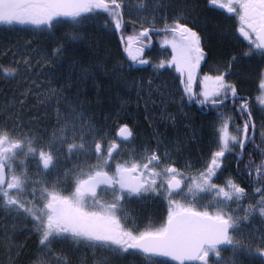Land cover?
I'll return each instance as SVG.
<instances>
[{
  "label": "snow or ice",
  "instance_id": "1",
  "mask_svg": "<svg viewBox=\"0 0 264 264\" xmlns=\"http://www.w3.org/2000/svg\"><path fill=\"white\" fill-rule=\"evenodd\" d=\"M148 3L150 0L141 9ZM208 4L237 19V31L247 42L244 55L259 57L264 63V0H208ZM121 8L117 0H0V23L51 31L65 23L75 28L84 19L103 18L105 26H114L121 35L123 51L132 62L127 68L120 67L121 72L139 71L134 64H151L143 55L146 44L151 43V32H162V42L171 51L152 65L153 71L175 69L182 101L187 98L190 103L220 109L231 100L240 122L217 112L215 150L201 168L193 169L189 164L182 170L158 147L144 149L139 155L124 153L121 144L133 137L128 124H119L110 135L104 126L85 119L71 102V118L63 119L50 135L25 131L20 122L4 118L0 120V209L30 221L29 231L38 237L42 251L54 258V264H68L57 256L54 246L69 241L106 250L118 259L165 256L177 264H231L221 256L223 250L231 249L234 256L243 252L254 264L257 259L258 264H264V236L253 249L255 238L244 237L242 228L256 216L264 222V130L257 143L250 106L253 98L238 94L236 85L227 79L230 67L217 70L215 75H199L206 56L200 34L187 23L176 19L169 24L165 20L163 28L157 30L144 27L155 23V18L143 17L130 20L141 27L124 35L128 25ZM76 39L73 35L70 42ZM64 52L63 44L52 48L43 63H52ZM14 63L15 67L0 65V78L15 80L20 76V61ZM23 63V71L29 72L30 60L25 58ZM258 79L259 94L254 100L264 112V70ZM194 83L198 92L193 90ZM48 91L57 96L56 89ZM248 145L252 146L246 153L249 159L241 169ZM237 147L239 151H233ZM254 151L259 162L252 159ZM228 154L237 160L242 182L253 189L251 195L256 199L252 205L243 204L248 197L246 187L232 176L221 181ZM69 161L72 166L65 167ZM148 196L159 197L166 205V215L158 223L150 218H130L125 210L127 201ZM241 210L242 216L238 214ZM97 264L108 262L101 259Z\"/></svg>",
  "mask_w": 264,
  "mask_h": 264
},
{
  "label": "rangeland",
  "instance_id": "2",
  "mask_svg": "<svg viewBox=\"0 0 264 264\" xmlns=\"http://www.w3.org/2000/svg\"><path fill=\"white\" fill-rule=\"evenodd\" d=\"M119 2L125 6L127 16L131 17L132 20L143 17H146L148 20L155 18V23L159 22L158 16L165 14L168 9H170L169 6H171L169 0H150L148 7L142 10L141 5L145 3L146 0H119ZM182 17L183 15L178 16V18ZM22 32L27 31L22 30ZM34 49L35 47H32V53H27L26 55L23 52L24 49H16L15 57L8 65L15 67V63L13 64V62L20 61L21 73L20 76L15 79V81L19 80L18 88H35L37 93L28 95L19 93L11 96L13 90L12 87L5 91V94L2 97V111L0 112L2 117H0V120L8 118L10 122H20L25 131L31 130L39 135H50L54 128L60 126L63 119L71 118L69 115V102H71V105L78 112L84 113L85 119L92 121L97 127L104 126L110 135L114 134L118 125L121 124L120 117L122 115H120L119 112H130V115L127 117L128 119H131L134 135L129 143L121 144V149L124 153L135 152L139 155L144 149H154L158 147L160 152H168L170 159L175 161V167L183 170L186 169V166L189 164L192 165L193 169L201 168V166L210 158L211 151L215 150L214 125L218 122L217 117L210 119L209 126H205L204 128L191 127L188 128V132L186 133V128L179 127V125L175 123V115L172 116L170 113L165 112L167 108H164V105L166 104L161 103V100L163 98H172V94L169 93L166 95L167 93H165V89L167 88V85L165 84L170 83L172 87H176L177 82V80L171 79L174 75L169 70H163L160 73H157L152 69L146 70L145 67L142 68V66H135L134 68L140 70L136 72H121L115 67V69H112L114 70L113 73L102 71V75L110 78L112 81L110 82L112 85H110L111 90H114L117 87L118 89L116 90V93H118L119 90H123L124 94H117L119 106H115V111L117 110L118 112H115L110 117H108V115L103 116L102 114H99L100 120H96L95 117H90V111L94 110L96 106L89 104V101L83 100L81 98L82 96L77 95L78 92H76L72 82H69L70 84H65V82L62 83L56 78L58 75L55 76L52 73V69H55L58 65L60 67L61 63L55 60L52 63L46 64L43 63V59H35L36 57L33 52H35L36 49ZM166 55H168V53L165 52V55L163 56ZM163 56L161 58H163ZM25 58L31 62V70L27 73L23 71V62ZM158 62L159 61H157V63ZM53 64L55 67H53ZM65 66L66 65H64V70ZM247 66H252L251 68L253 70L251 71L250 69H247L246 72L240 70L238 75L239 77H242L241 82L243 91H248L255 97L259 94L257 91L259 83L258 78L263 70L258 69V67L263 66V64L256 61ZM245 68L246 66L244 69ZM57 69L58 68H56V70ZM247 72L251 73L249 74ZM79 74H82V72ZM74 76L76 77V74H74ZM10 80L12 79H8L7 81L10 82ZM80 80L86 83H92V86L97 82L94 80L92 81L90 70H88L86 74H82ZM149 81H151V83H149ZM23 83L28 84V87ZM48 89H56L57 96L60 97V99H57V96H53ZM132 93V98H136H134V101L132 99L129 100L128 97H126V95ZM142 101L145 103L143 107L145 109L143 110L145 121H140V116L136 115L135 111L132 110L136 102L138 103ZM167 105L169 108V104ZM254 110V119L256 121L260 140L259 134L264 130V128L261 127L262 124H264V112L259 110L255 100ZM224 115H231L233 120L235 119L234 115L229 112ZM158 117L160 119H158ZM158 120H163L162 123H160L162 125L158 124ZM165 121H168L170 125ZM156 123L159 125L158 127ZM146 126L149 128H146ZM198 137L202 142L199 141L197 144L199 149L196 147L194 149L193 141L195 140L196 142V140H198L196 138ZM117 140L119 142V138H117ZM196 149L197 151H200V155H195ZM74 160L75 158L73 157V161ZM224 163L227 166L229 161L225 160ZM71 166L72 161L65 164V167L70 168ZM32 171L35 172L34 166L32 167ZM226 176H232L237 183H240L231 170H227V168L221 177V181ZM221 181H218V183ZM252 191L253 190L251 189L247 190L248 197L243 200L245 206L255 203L256 198L252 197ZM146 201L151 205L153 204V201L159 203L158 201H161V198L148 196L147 198H138L127 201L125 204V210L129 217L136 220L146 219V215L143 217V215L138 214L139 210L147 205ZM235 207L236 205L234 204L233 208ZM238 214L242 216L243 210ZM30 227V221L26 220L22 215L8 214L0 209V264H21V255L19 256V254L22 250V243L19 240V237L23 236L33 239L32 243L34 248L32 250H36V252L33 253L31 250V257L38 254L42 256L44 254L45 258L42 260V263L54 264V258L50 254H45L42 251L39 246L38 237L34 232L29 231ZM242 228L244 237L255 238L256 243L252 245V248L255 249V247L258 246L259 238L264 236V222L260 220L259 216H256L250 223L243 225ZM244 242L248 243V240L245 239ZM54 252L58 257L66 260L68 264H97L101 259L106 260L108 264H153V261H157L159 264H168L164 261L147 258L145 256L118 259L112 257L106 250L88 248L85 245L75 244L71 241L55 245ZM221 256L224 257L225 260L230 261L231 264H254L252 258L247 256L246 253L241 252L234 256L231 249L223 250Z\"/></svg>",
  "mask_w": 264,
  "mask_h": 264
},
{
  "label": "trees",
  "instance_id": "3",
  "mask_svg": "<svg viewBox=\"0 0 264 264\" xmlns=\"http://www.w3.org/2000/svg\"><path fill=\"white\" fill-rule=\"evenodd\" d=\"M22 30L27 32H22ZM73 35H75L77 39L74 42H70V38ZM60 44H63L65 52L61 58L56 59L57 62L61 63L60 67L58 65V67H56L58 68L57 70L56 68L52 69V73L55 76L58 75L56 78L62 83L65 82V84H70L69 82H72L76 92H78L77 95L82 96L81 98L83 100L89 101V104L96 106L94 110L90 111L96 120H100L99 114H102L103 116L108 115V117H110L115 112H118L117 110L115 111V106H119L117 94H124V92L123 90H119V92L116 93V90L118 89L117 87L116 89L111 90V79L102 75V71L113 73L114 70L112 69H115V67L118 69L120 67H128L122 50L116 41L114 26L107 27L104 24L103 18L96 17H90L82 20V22L75 28L69 27L68 24L65 23L63 26L54 27L51 31L46 28H36L32 25H0V49L2 56L1 61L3 65L10 64L12 59L15 57L14 55L16 54V49H24L23 52L26 55L27 53H32L31 49L32 47H35L36 51L33 52L36 57L35 59H43L45 56L50 57L51 49L57 47ZM64 65H66L65 70ZM245 66L246 68L244 69ZM245 66L243 65V72H246L247 69H250L251 71L253 70L251 68L252 66ZM88 70H90L92 74V81H97L94 86H92V83L90 84L80 80L81 75L84 73L86 74ZM81 72L82 74H79ZM247 73L250 74L251 72ZM74 74H76V77ZM2 82L0 108H2V97L5 94L4 92L12 87L9 81L4 80L3 78ZM132 95L133 93L126 95V97H128L129 100L132 99L134 101L135 97L132 98ZM144 105L145 103L143 101L138 103L136 102L132 109L135 111L136 115L140 116V121H145L143 117V110H145L143 108ZM164 108H167L165 112L170 113L172 116L177 114L171 106L168 108V105H164ZM1 111L2 110L0 109V112ZM119 114L122 115L120 117V123L128 124L132 128L131 119H128L127 117L130 115V112H119ZM0 117H2L1 114ZM158 119L160 118L158 117ZM162 121L163 120H158V124L162 123ZM165 122L170 125L168 121ZM158 124L157 127L159 126ZM182 125L183 124H181V127H183ZM205 126H208V124L205 122H201L200 124L195 123L194 125V127L198 128H204ZM147 127L148 126H146V128ZM187 132L188 129L186 128V133ZM196 139H198L196 142L195 140L193 141L194 149L195 147L199 149L197 144L199 141L202 142V140L199 137ZM257 143H259V136ZM197 149L195 155H200V151H197ZM253 155L254 156L252 159L259 162L258 153L254 151ZM248 159L249 158L246 159L245 163L248 161ZM228 167L229 166H227V170H231V168ZM231 172L233 173V170H231ZM19 240L22 243V250L19 254V256L21 255V264H43L42 260L45 258L44 254L42 256L38 254L33 257L30 255L31 250L34 248L32 243L33 239L23 236L19 237ZM32 252L35 253L36 250H32ZM257 263L258 259L256 261V264Z\"/></svg>",
  "mask_w": 264,
  "mask_h": 264
},
{
  "label": "flooded vegetation",
  "instance_id": "4",
  "mask_svg": "<svg viewBox=\"0 0 264 264\" xmlns=\"http://www.w3.org/2000/svg\"><path fill=\"white\" fill-rule=\"evenodd\" d=\"M169 1L171 2V6H169L170 9H168V11L162 16H158L159 22L153 24H145L144 27H149L159 30L163 28L165 20L169 24H171L176 19H180L181 22L187 23L189 27H192L200 34L202 40V47L206 56V59L201 61L202 67L199 70V75L202 76L204 73L215 75L217 70L224 71L225 69H228L230 67L231 75L227 76V79L236 85L238 89V94L244 97L253 98L254 97L253 94L249 93L248 91H243L242 82H241L242 77L241 76L239 77L238 73L240 72V70L243 69V65L244 66L249 65L256 61H259L260 63L262 62L260 61L259 57L255 59H249L244 55V53L247 51V42L243 40V37H241L237 31V28L239 27L237 19L234 16L227 14L224 9L215 8L209 5L208 0H169ZM117 2L120 3L119 0H117ZM121 5H122L121 12L123 14L124 23L128 25L127 29L124 30V35H131L133 30L134 29L139 30L141 25L138 23L135 25L129 23V21L132 19L131 17L127 16L125 6L122 3ZM179 15H183V17L178 18ZM114 33L116 35V41L119 44L122 53L124 55L125 61L129 66V64L132 62L128 59L127 53L123 51L124 45L121 44L120 42L121 35L116 33L115 29H114ZM150 36H151V43L146 44L143 55L144 58L151 60L152 63L147 65L134 64L133 67L142 66V68L145 67L146 70H150V69L153 70L152 67L153 64H156L157 61H160L161 59H164L169 55L171 49L170 47L163 44L162 42L163 33L160 32L159 34H157V32H151ZM165 52H168V55L163 56L165 55ZM162 56L163 58H161ZM234 57L236 58L235 62H233ZM1 59L2 56L0 49V65H3ZM262 64L263 66L258 67V69L264 70L263 68L264 63ZM168 70L174 75V77L171 79L177 80L176 87H172L170 83L165 84L167 85V88L165 89V93H167L166 95H168L169 93L172 94L171 95L172 98L169 99L163 98L161 100V103H165L166 105L169 104L173 108V110L177 113L175 115L174 121L176 124L179 125V127L181 126V124H183L182 126L188 129L194 127L195 123L200 124L201 122H205L209 126L210 119L217 117V112L223 114L229 112L235 117V119L233 120L234 123L240 122L237 113L231 107V103H232L231 100H229L226 103V106L224 108H220V109H212L211 106L203 107L200 105H196L194 103H190L187 100V98H185L182 101L181 89L178 88L179 85L178 74L175 72L174 68L167 69L164 71H168ZM18 82L19 80L18 81L10 80L9 82L13 89L12 95L15 94L17 95L19 93H23L25 95L37 93L35 88L32 89L18 88ZM2 83H3L2 78H0V95L2 91ZM26 86L28 87V84H26ZM193 90L194 92L199 91L197 83L193 84ZM250 106L253 111V116L255 117L254 98ZM90 117L93 118L94 115L90 114ZM256 141H258L257 126H256ZM251 147H252L251 145H248V148L244 150L245 155L243 156V161L239 165L241 169L243 168V163H245L246 159L249 158L246 153L247 150ZM233 151H239V148L237 147V149ZM226 161H229L227 166H229L231 170H233V175L241 183V186L246 187V191L252 189L251 187H247V185L242 182L243 176L237 174L238 164L234 155L228 154ZM227 166L224 163L225 169L227 168ZM158 202L159 203H155V201H153V204L149 205V203L146 201L147 205L144 206L141 210H139L138 214L143 215V217L146 215L147 218H150L158 223L159 218L163 215H166V205L164 204L163 200L161 199V201ZM152 259L161 260L168 264H177L162 257L159 258L152 257Z\"/></svg>",
  "mask_w": 264,
  "mask_h": 264
},
{
  "label": "water",
  "instance_id": "5",
  "mask_svg": "<svg viewBox=\"0 0 264 264\" xmlns=\"http://www.w3.org/2000/svg\"><path fill=\"white\" fill-rule=\"evenodd\" d=\"M0 25H7V24H3V23H0ZM130 127V126H129ZM131 128V127H130ZM132 129V128H131ZM133 138V137H132ZM131 138V139H132ZM120 139V138H119ZM130 139V140H131ZM159 257H162V258H165V259H167V260H169V261H171V262H174V263H177L176 261H173L170 257H165V256H155V257H153V258H159Z\"/></svg>",
  "mask_w": 264,
  "mask_h": 264
}]
</instances>
